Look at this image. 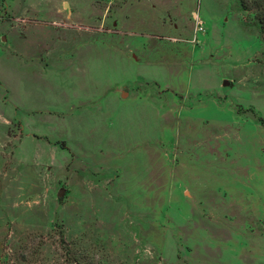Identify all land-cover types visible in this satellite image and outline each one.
Returning <instances> with one entry per match:
<instances>
[{
  "label": "rangeland",
  "instance_id": "1",
  "mask_svg": "<svg viewBox=\"0 0 264 264\" xmlns=\"http://www.w3.org/2000/svg\"><path fill=\"white\" fill-rule=\"evenodd\" d=\"M243 1L0 0L47 87L83 60L137 79L1 109L0 264H264V0ZM98 6L110 32L55 23L98 27Z\"/></svg>",
  "mask_w": 264,
  "mask_h": 264
},
{
  "label": "crops",
  "instance_id": "2",
  "mask_svg": "<svg viewBox=\"0 0 264 264\" xmlns=\"http://www.w3.org/2000/svg\"><path fill=\"white\" fill-rule=\"evenodd\" d=\"M125 1V0H124ZM65 2V1H64ZM123 2V1H120ZM119 2V3H120ZM65 6L69 7L70 4L65 2ZM98 8H100L98 6ZM102 10V18L100 19V24L98 27L92 26L91 24L85 23H72L68 24L67 21H59L55 19V23L61 26L67 27H78L80 29H92L95 31L110 32L107 30L101 29L102 26L106 25L107 12ZM110 16V15H109ZM108 16V18H109ZM15 19V18H14ZM114 17H111L109 20L113 23V26L117 28L118 32L120 31L118 27V22L114 20ZM22 21L28 23V20L21 18ZM90 23V22H89ZM98 28V29H96ZM114 33V32H111ZM168 36V35H167ZM8 38L4 35L0 36V114L3 115V107L7 104L12 107L15 111L18 110H32L34 106H41L42 97L41 95L45 91H52L61 94L68 95V101L77 104L80 101V98H88L94 93L97 88L101 87L100 83L103 85L112 86L119 94L120 97L125 98L128 96L129 91H134L136 87L137 79L133 77L132 65L128 62H120L119 65H116V69L119 68L120 73L126 71L127 77L125 80L122 79H110L105 80L104 76V65L100 62H90L83 60L80 62L73 63L72 69L67 66L62 68L60 71L54 73V78L51 79V85L46 86L47 80H44L41 73L47 71L48 66H43L41 63L35 62V59H26V57L21 54L19 51L12 47L3 46L4 42ZM167 61V59H166ZM165 63V62H164ZM163 63V64H164ZM174 66V65H172ZM175 67V66H174ZM39 74V75H38ZM165 75L164 67H160L157 71L153 72V80L151 82H161L163 81ZM85 76L84 80L88 84L78 85L75 77ZM179 71H176V76L172 84L169 86L172 87V90L180 92L181 86L179 83H175L176 80L179 81ZM79 79V78H78ZM150 82V83H151ZM50 88V90H49ZM187 89V88H186ZM29 101V102H28ZM27 105L32 109L26 108ZM1 109L3 113L1 112ZM4 118V117H3ZM95 133H91L90 139L94 138ZM117 140L114 137L113 141ZM112 141V142H113ZM73 146V145H72Z\"/></svg>",
  "mask_w": 264,
  "mask_h": 264
},
{
  "label": "water",
  "instance_id": "3",
  "mask_svg": "<svg viewBox=\"0 0 264 264\" xmlns=\"http://www.w3.org/2000/svg\"><path fill=\"white\" fill-rule=\"evenodd\" d=\"M229 84V81L228 80H225L224 81V85H228Z\"/></svg>",
  "mask_w": 264,
  "mask_h": 264
},
{
  "label": "trees",
  "instance_id": "4",
  "mask_svg": "<svg viewBox=\"0 0 264 264\" xmlns=\"http://www.w3.org/2000/svg\"><path fill=\"white\" fill-rule=\"evenodd\" d=\"M242 4H244V1L242 0ZM245 5V4H244Z\"/></svg>",
  "mask_w": 264,
  "mask_h": 264
},
{
  "label": "built area",
  "instance_id": "5",
  "mask_svg": "<svg viewBox=\"0 0 264 264\" xmlns=\"http://www.w3.org/2000/svg\"><path fill=\"white\" fill-rule=\"evenodd\" d=\"M199 25H201V23H200ZM201 28H202V27H201Z\"/></svg>",
  "mask_w": 264,
  "mask_h": 264
}]
</instances>
